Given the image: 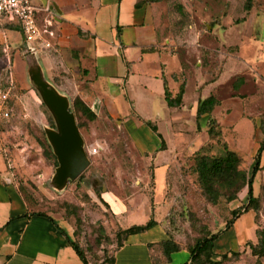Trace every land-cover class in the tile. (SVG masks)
I'll use <instances>...</instances> for the list:
<instances>
[{
  "label": "rangeland",
  "instance_id": "1",
  "mask_svg": "<svg viewBox=\"0 0 264 264\" xmlns=\"http://www.w3.org/2000/svg\"><path fill=\"white\" fill-rule=\"evenodd\" d=\"M156 4L155 21L161 33L167 29L170 34L183 31L191 45L207 44L219 51L205 53L191 46L178 50L184 70L182 78L186 82L185 107L209 96H214L221 107L215 120L221 129L219 140L209 137L206 122H201L199 128L192 120L179 123L175 129L181 134L179 138L169 136L173 133L162 129L163 146L166 142L175 146L184 142L185 146L172 154L166 187L162 186V173L156 172V192L161 195L162 191L159 202L152 197L153 177L148 164L152 155L140 153L128 135L114 123L103 119L95 121L96 116L90 121L78 104L73 105L72 98L69 110L75 115L86 153L92 147H99V151L95 156L87 154L90 164L80 178L68 181L61 191L53 189L51 178L58 163L44 129H54L55 124L29 82L28 70L35 60L29 55L23 56L26 43L22 42L20 30H13L9 41L0 37V106L8 114L0 117V146L7 172L33 213L61 217L71 226L72 241L78 244L91 264L112 257L116 249L114 234L126 226L125 220L114 217L110 207L103 203L104 192L126 207L135 202L139 206L147 205L148 220L155 217L162 220L167 238L186 249L198 238L224 231L226 223L234 219L232 210L240 207L239 218L246 213L247 186L232 202L219 198L212 204L201 193L195 164L199 156L223 154L225 144L239 156V169L250 176L256 150L264 141L261 127L264 125V0H161ZM246 4L250 6L249 11ZM37 25L42 29L41 24ZM14 26L0 27V31ZM198 34L204 36L196 43ZM207 34L213 41L206 42ZM251 46L256 50L252 51ZM15 53L19 56L14 65ZM15 72L27 88L18 84ZM10 76L12 87L8 85ZM6 92L7 100L2 102L1 95ZM237 114L241 115L239 119H236ZM149 125L155 128L154 124ZM159 125L161 127V123ZM251 189L257 207V210H249L253 227L264 231V152ZM158 206L163 209L157 212ZM245 219L246 216L241 217L239 224ZM129 222V227L143 225L134 220ZM229 229L222 232L215 243L214 259L218 261L226 253L229 259L223 264H262L264 258L259 262L251 255L248 241L239 243L238 239L225 238L233 237L238 230L235 227L228 232ZM186 249L183 251L188 253ZM232 252L238 255L232 257Z\"/></svg>",
  "mask_w": 264,
  "mask_h": 264
},
{
  "label": "crops",
  "instance_id": "2",
  "mask_svg": "<svg viewBox=\"0 0 264 264\" xmlns=\"http://www.w3.org/2000/svg\"><path fill=\"white\" fill-rule=\"evenodd\" d=\"M156 3L150 0H32L37 23L43 28L50 20L54 32L49 38L53 49L38 52V61L32 67H40L47 82L69 100H78L96 116L95 121L103 119L114 123L128 135L140 153L152 155L148 163L153 177L152 197L159 202L162 191L161 195L156 192V172L162 173V186L166 187L172 154L185 146L184 142L179 147L171 142L163 146L162 129L173 133L169 136L179 138L181 134L175 130L177 125L185 120L195 121L199 101L194 100L185 107L184 90L181 105L168 107L163 82L172 98L177 95L180 84L185 82L179 49L191 46L205 53L219 51L207 44L191 45L183 31L170 34V29H167L161 33L155 21ZM7 25L13 24H2ZM3 29L0 37L6 41H9L13 30L19 31L17 25ZM202 36L196 35V43ZM205 38L207 43L213 41L208 34ZM251 48L252 51L255 49ZM17 56L18 53L13 55L14 65ZM15 76L18 84L27 88L18 72ZM8 85L13 86V79ZM220 108L218 104L212 111L213 119L216 120V112ZM239 117L241 115L237 114L236 119ZM206 120L207 116H203L200 123ZM149 123L154 124L156 132ZM169 125L173 126L172 130ZM147 181L146 177L143 180L145 185ZM102 200L114 217L125 220L123 229L129 227V221L139 224L148 221V206L145 204L139 206L135 202L133 206L126 207L105 192ZM162 209L158 206L157 212ZM37 213L31 211L11 180L0 146V264H83L69 244L72 241L71 226L61 217L39 216ZM242 215L246 219L239 224L243 216L238 217L228 230L230 232L236 227V233L225 238L238 239L239 243L255 242L251 213L248 211ZM153 220L156 222L153 228L124 240L122 247L114 253L111 264H154L147 246L153 245L156 250L157 244L167 236L162 220L157 217ZM188 259V253L181 250L171 255L169 263L160 264H185Z\"/></svg>",
  "mask_w": 264,
  "mask_h": 264
},
{
  "label": "trees",
  "instance_id": "3",
  "mask_svg": "<svg viewBox=\"0 0 264 264\" xmlns=\"http://www.w3.org/2000/svg\"><path fill=\"white\" fill-rule=\"evenodd\" d=\"M151 2H159L161 0H150ZM246 10H250L249 4H246ZM11 26V25H7ZM0 27H3L0 25ZM11 28V27H6ZM23 56L29 55L27 48L24 47ZM164 83L165 89V101L168 107H178L181 105L182 98L184 95L185 82L180 85L179 91L175 97H171L167 87ZM78 104L81 107V112L90 121L95 119V116L90 113V111L83 106L78 100H73V105ZM219 101L214 96H209L203 100H199L196 107L195 124L197 128L200 127V121L203 116H207L206 120V130L209 137H214L217 140L221 137V129L219 124L211 117V113L216 106H218ZM264 131V125L261 126ZM154 132L155 128L152 129ZM163 145V143L161 142ZM264 152V141H262L255 154L254 166L252 167L250 176L247 177L246 173L239 169L240 158L232 150H230L225 144L223 145V154L219 156H199L196 159L195 172L197 174V182L201 193L203 196L212 204H215L219 198H223L226 202H232L236 199L237 193L247 186L248 188V202L245 212L254 209L257 210L255 206V199L252 197V180L254 175L260 166V156ZM80 178V176H79ZM103 203L107 205L104 201ZM240 213V207L231 211V215L234 219H231L226 223L224 231L232 227L236 221L238 214ZM39 216H45V213H37ZM156 225L153 218H150L143 225H132L126 229H120L115 232L114 239L116 243V249L114 253L123 245L124 240L131 235H136L144 233ZM222 231V232H224ZM221 231L215 234H210L198 238L191 247L184 248L178 244L175 240L167 238L166 240L160 241L157 244L156 250L153 245H148V250L151 251V260L154 264L169 263L171 261V255L173 253L179 252L186 249L189 254V260L185 264H223L228 258L227 254H222L220 260H215L214 248L215 243L222 233ZM255 242L248 241L247 247L250 249L251 255L256 257L260 262L264 258V231L256 229L255 230ZM69 244L81 259L83 264H91L87 262L81 248L74 241H69ZM113 253V255H114ZM232 257H236L238 254L235 252L230 253ZM112 257L108 259H103L98 264H111L114 261Z\"/></svg>",
  "mask_w": 264,
  "mask_h": 264
},
{
  "label": "water",
  "instance_id": "4",
  "mask_svg": "<svg viewBox=\"0 0 264 264\" xmlns=\"http://www.w3.org/2000/svg\"><path fill=\"white\" fill-rule=\"evenodd\" d=\"M28 51L31 52L32 49ZM32 57L38 61L35 52H32ZM28 77L55 124L54 129L46 128L44 132L58 163L51 185L54 190L61 191L68 181L75 180L89 166L90 161L75 115L69 110V99L44 79L40 67L29 69Z\"/></svg>",
  "mask_w": 264,
  "mask_h": 264
},
{
  "label": "built area",
  "instance_id": "5",
  "mask_svg": "<svg viewBox=\"0 0 264 264\" xmlns=\"http://www.w3.org/2000/svg\"><path fill=\"white\" fill-rule=\"evenodd\" d=\"M47 12L48 8L45 9ZM36 8L32 4V0H0V25L3 23L17 25L20 30L23 42L26 43L27 52L32 56V52L36 54L41 51L52 50L53 46L49 38L53 37L52 23L47 20L41 29L36 21ZM8 49V46H6ZM32 49V51H28ZM12 83L11 76L9 77ZM8 92L2 93L1 101L7 100ZM0 107V117H7L8 114L3 112ZM99 147H92L87 151L89 156L98 154Z\"/></svg>",
  "mask_w": 264,
  "mask_h": 264
}]
</instances>
